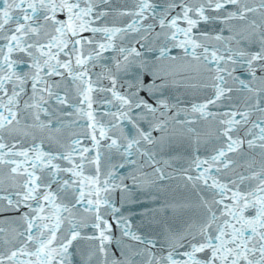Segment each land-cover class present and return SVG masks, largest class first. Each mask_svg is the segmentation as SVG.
Here are the masks:
<instances>
[{
    "label": "snow or ice",
    "instance_id": "snow-or-ice-1",
    "mask_svg": "<svg viewBox=\"0 0 264 264\" xmlns=\"http://www.w3.org/2000/svg\"><path fill=\"white\" fill-rule=\"evenodd\" d=\"M0 264H264V0H0Z\"/></svg>",
    "mask_w": 264,
    "mask_h": 264
}]
</instances>
